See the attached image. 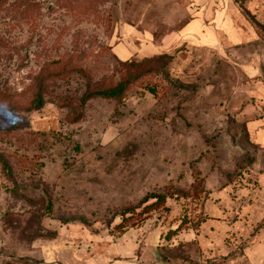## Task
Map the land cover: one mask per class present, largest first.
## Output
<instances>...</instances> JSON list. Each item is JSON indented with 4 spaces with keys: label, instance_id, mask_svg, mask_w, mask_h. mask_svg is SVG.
Segmentation results:
<instances>
[{
    "label": "rangeland",
    "instance_id": "1",
    "mask_svg": "<svg viewBox=\"0 0 264 264\" xmlns=\"http://www.w3.org/2000/svg\"><path fill=\"white\" fill-rule=\"evenodd\" d=\"M0 264H264V0H0Z\"/></svg>",
    "mask_w": 264,
    "mask_h": 264
},
{
    "label": "trees",
    "instance_id": "2",
    "mask_svg": "<svg viewBox=\"0 0 264 264\" xmlns=\"http://www.w3.org/2000/svg\"><path fill=\"white\" fill-rule=\"evenodd\" d=\"M124 89H125V83H118L113 87L109 86V87H104V88H97V87L89 88L88 87L84 93L83 102L88 99L96 98V97L118 98L122 94ZM41 105H42V99H41V96L38 94L36 96V99L33 100V107L40 108ZM78 116L79 114L75 116V119H77ZM153 198L155 199L154 203H151L150 205L145 206L141 213L150 212L151 210L163 204L165 200V197L163 195H155ZM126 212H129V211H124L123 213L127 214ZM118 227H121V226H118Z\"/></svg>",
    "mask_w": 264,
    "mask_h": 264
},
{
    "label": "crops",
    "instance_id": "3",
    "mask_svg": "<svg viewBox=\"0 0 264 264\" xmlns=\"http://www.w3.org/2000/svg\"><path fill=\"white\" fill-rule=\"evenodd\" d=\"M185 24L186 25L183 27V31L181 33L188 36L189 38L190 37L191 38H195V37L197 38V36L194 34L195 32H193L194 30H191V29H193L192 26L194 24H196L195 28H197L199 30V27H201V25L199 24V21L194 19V18H189V20ZM213 25H215V28H219V29L225 31V35H227V31H228L230 35L229 36L227 35V38L229 40H231L232 42L236 39H239L238 34L236 33L235 30H233L231 23H229L228 21H223V20L221 21V20H218V18H216ZM189 31H191V32H189ZM231 32H232V34L233 33L235 34L233 37H231ZM197 33H198L197 35L200 36L202 32L199 31ZM201 36H203V35H201Z\"/></svg>",
    "mask_w": 264,
    "mask_h": 264
}]
</instances>
